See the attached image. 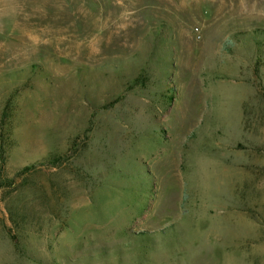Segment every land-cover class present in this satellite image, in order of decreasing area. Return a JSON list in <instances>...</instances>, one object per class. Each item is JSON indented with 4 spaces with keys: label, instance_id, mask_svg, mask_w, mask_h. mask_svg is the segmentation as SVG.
Segmentation results:
<instances>
[{
    "label": "rangeland",
    "instance_id": "obj_1",
    "mask_svg": "<svg viewBox=\"0 0 264 264\" xmlns=\"http://www.w3.org/2000/svg\"><path fill=\"white\" fill-rule=\"evenodd\" d=\"M0 264H264V0H0Z\"/></svg>",
    "mask_w": 264,
    "mask_h": 264
}]
</instances>
